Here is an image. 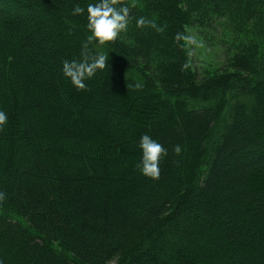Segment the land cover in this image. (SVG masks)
<instances>
[{
	"label": "trees",
	"instance_id": "1",
	"mask_svg": "<svg viewBox=\"0 0 264 264\" xmlns=\"http://www.w3.org/2000/svg\"><path fill=\"white\" fill-rule=\"evenodd\" d=\"M89 2L0 0V264H264V0H118L126 30L77 90ZM222 18L238 35L197 73L188 30Z\"/></svg>",
	"mask_w": 264,
	"mask_h": 264
},
{
	"label": "clouds",
	"instance_id": "2",
	"mask_svg": "<svg viewBox=\"0 0 264 264\" xmlns=\"http://www.w3.org/2000/svg\"><path fill=\"white\" fill-rule=\"evenodd\" d=\"M73 15L84 14L86 18V40L82 45V59H65L61 64V74L67 78L69 83L81 90L86 88L85 81L90 79L97 70L103 69L106 62V54L94 52L90 49L103 46L106 42L112 41L118 33L126 30L128 25V8L123 4H118V0H93L87 3L86 7L75 6L72 9ZM144 25L157 28L153 21L140 17L136 20V26ZM7 120L5 112L0 111V126ZM140 150V158L136 165L141 175L152 180L158 179L160 174L159 161L166 149L148 134H142L137 143ZM180 146L174 145L173 151L180 152ZM3 193H0V197Z\"/></svg>",
	"mask_w": 264,
	"mask_h": 264
},
{
	"label": "rangeland",
	"instance_id": "3",
	"mask_svg": "<svg viewBox=\"0 0 264 264\" xmlns=\"http://www.w3.org/2000/svg\"><path fill=\"white\" fill-rule=\"evenodd\" d=\"M238 32V26L224 18L218 20L211 28L190 27L186 35L190 66L200 74H211L219 67L223 68V55L227 52L229 43L236 39ZM7 216L24 224L21 218L13 214Z\"/></svg>",
	"mask_w": 264,
	"mask_h": 264
}]
</instances>
